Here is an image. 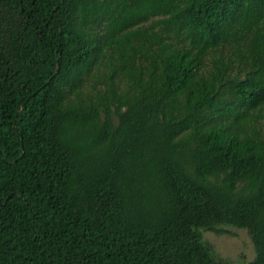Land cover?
I'll return each instance as SVG.
<instances>
[{"label":"trees","instance_id":"obj_1","mask_svg":"<svg viewBox=\"0 0 264 264\" xmlns=\"http://www.w3.org/2000/svg\"><path fill=\"white\" fill-rule=\"evenodd\" d=\"M264 264V0H0V264Z\"/></svg>","mask_w":264,"mask_h":264},{"label":"rangeland","instance_id":"obj_2","mask_svg":"<svg viewBox=\"0 0 264 264\" xmlns=\"http://www.w3.org/2000/svg\"><path fill=\"white\" fill-rule=\"evenodd\" d=\"M220 228V233L202 230V237L225 264H246L255 257L254 244L245 228L233 225Z\"/></svg>","mask_w":264,"mask_h":264}]
</instances>
